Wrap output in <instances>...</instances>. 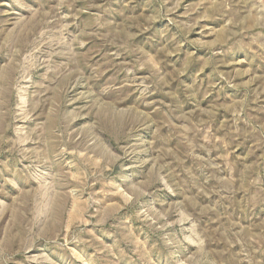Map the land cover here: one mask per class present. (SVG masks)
Segmentation results:
<instances>
[{"label":"rangeland","instance_id":"1","mask_svg":"<svg viewBox=\"0 0 264 264\" xmlns=\"http://www.w3.org/2000/svg\"><path fill=\"white\" fill-rule=\"evenodd\" d=\"M0 264H264V0H0Z\"/></svg>","mask_w":264,"mask_h":264}]
</instances>
